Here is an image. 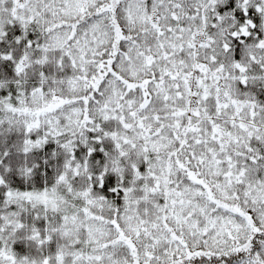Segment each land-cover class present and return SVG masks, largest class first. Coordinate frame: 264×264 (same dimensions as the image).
Masks as SVG:
<instances>
[{
	"label": "snow or ice",
	"instance_id": "1",
	"mask_svg": "<svg viewBox=\"0 0 264 264\" xmlns=\"http://www.w3.org/2000/svg\"><path fill=\"white\" fill-rule=\"evenodd\" d=\"M0 264H264V0H0Z\"/></svg>",
	"mask_w": 264,
	"mask_h": 264
}]
</instances>
